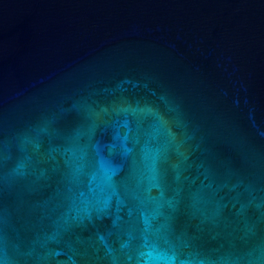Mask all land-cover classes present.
I'll list each match as a JSON object with an SVG mask.
<instances>
[{
  "label": "water",
  "instance_id": "water-1",
  "mask_svg": "<svg viewBox=\"0 0 264 264\" xmlns=\"http://www.w3.org/2000/svg\"><path fill=\"white\" fill-rule=\"evenodd\" d=\"M0 264H264V0H0Z\"/></svg>",
  "mask_w": 264,
  "mask_h": 264
}]
</instances>
